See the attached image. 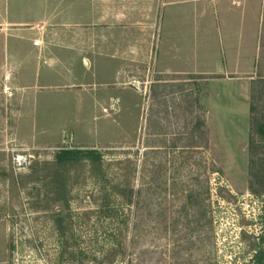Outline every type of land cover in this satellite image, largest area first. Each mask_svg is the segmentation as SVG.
Listing matches in <instances>:
<instances>
[{
    "label": "rangeland",
    "instance_id": "1",
    "mask_svg": "<svg viewBox=\"0 0 264 264\" xmlns=\"http://www.w3.org/2000/svg\"><path fill=\"white\" fill-rule=\"evenodd\" d=\"M126 33L132 34L130 38L133 35L141 38L144 49L152 30L134 29ZM10 35L9 41L39 38L36 31L28 29L10 31ZM27 50L31 49L26 46L23 52L19 50L22 58L28 55ZM1 54L0 62L4 59ZM34 58L30 57L32 62H27V71L22 67L20 74L32 71L37 64ZM98 78L103 83L111 81ZM22 81L28 83L32 79L24 76ZM8 84L11 87L13 82ZM8 84L0 79V92L6 93ZM209 87L206 91L211 94L203 96V101L213 115L210 122L213 147L208 142V149H204L208 139L195 141L200 149L193 153L199 160L207 161L209 170L214 166L221 174L212 171L208 174L214 233L211 245L197 249L195 261L250 264L254 253L249 249L252 242L249 237L260 234L259 218L264 205V200L248 192L251 85L233 81L215 82ZM109 97H117L121 103L112 108ZM30 98L32 102H25L18 113L15 102H7L5 95L0 96V264H98L95 258L103 260V264H128V259L134 264H159V261L173 264L166 261L168 255H164L165 242L160 234L151 229L157 217L149 224L140 225L142 241L137 251H133L135 255L123 261L117 251L126 235L125 215L128 214L121 190L128 186L144 189L149 179V173L142 172L143 158L148 152L145 141L159 147L163 146L159 142L178 137L171 134L157 137L152 135L156 128L148 129L156 107L145 84L128 80L125 90L74 91L59 94L54 100L44 94ZM168 120H164L167 125L173 124L172 119ZM183 121L180 119L184 132L181 140L185 142L190 137L187 132L190 133L196 121L187 126L188 122ZM209 129L205 125L206 138ZM172 130L173 126L167 128ZM58 146L98 148L103 154L102 166L88 161L58 166L53 158ZM17 154L23 156V166L16 162ZM153 156L163 157V154ZM204 178L205 175L201 177ZM172 192L169 189L167 197H155L154 202L173 204ZM104 205L112 207L115 213L100 214ZM64 206L69 211L61 214L65 229L61 234L53 213ZM64 243L69 244L70 254L62 257ZM140 249L147 250L145 256ZM80 253L84 254L85 261ZM70 255L74 258H68ZM149 258L152 260L148 261Z\"/></svg>",
    "mask_w": 264,
    "mask_h": 264
},
{
    "label": "crops",
    "instance_id": "2",
    "mask_svg": "<svg viewBox=\"0 0 264 264\" xmlns=\"http://www.w3.org/2000/svg\"><path fill=\"white\" fill-rule=\"evenodd\" d=\"M148 28L144 49L141 38L126 33ZM20 29L36 31L39 38L9 41L10 31ZM1 38L0 79L13 84L0 96L15 102L18 113L32 102L31 95L54 100L74 91L125 90L128 80H139L156 107L148 123V129L156 128L152 135H182L180 119L187 126L204 118L209 137L204 130L195 141L208 139L211 147L213 115L203 101L211 94L209 84L236 81L250 87L264 77V0H0ZM26 46L31 50L22 58ZM33 56L36 66L20 74ZM24 76L32 81L23 83ZM108 101L112 108L121 103L117 97ZM145 142L147 149L164 147Z\"/></svg>",
    "mask_w": 264,
    "mask_h": 264
},
{
    "label": "trees",
    "instance_id": "3",
    "mask_svg": "<svg viewBox=\"0 0 264 264\" xmlns=\"http://www.w3.org/2000/svg\"><path fill=\"white\" fill-rule=\"evenodd\" d=\"M193 79L203 78L193 77ZM249 123L248 192L252 197L264 200V77H258L251 83ZM204 130V118H199L190 130V137L187 141L183 142L182 135H178V137L172 138L170 143L164 141V147L161 149H147L148 152L144 155L142 166V172L149 173L147 185L144 189L128 186L121 190L125 199V207L128 209V214L125 215L127 219L125 220L126 235L123 242L120 241L117 247L123 261H126L129 256L135 255L133 251H137L141 244L140 225L149 224L155 219L154 217H157L158 221L151 229L156 230L160 234V239L165 242L163 252H165L164 255H168V259L166 256L163 258L167 259L166 261L173 264H198L195 261V254L199 251L197 249L202 247L204 249L211 245L214 220L208 174L210 171L221 174V171L214 166L209 170L206 160H199L194 156L195 136ZM57 148L53 158L58 166L85 161L97 167L102 166L103 154L98 148L93 146H74L73 148L58 146ZM204 149H208V141ZM159 154H163V157L153 156ZM203 175L205 178L201 179ZM186 180L188 182H185ZM169 189L173 191L171 194L175 199L172 201L173 204L169 205L164 201L159 204L157 201L154 202L155 197L159 198V196L165 195ZM158 191L161 192L158 193ZM165 196L167 197V195ZM229 197L232 198V196ZM175 203L178 204L175 205ZM67 211H69L68 206H64L58 213H53V219H56L55 223L61 234L65 230L61 214L68 213ZM114 213L115 210L108 205H104L100 209L102 215L112 216ZM259 224L260 234L249 237L252 240L249 249L254 253L250 264H264V205ZM68 250L69 244L64 243L62 257L70 254ZM139 251L143 256L147 253V250L140 249ZM80 257L85 261L83 253H80ZM68 258H74V255H70ZM151 260V258L148 259V261ZM94 261L103 264V260L95 258ZM127 262L134 264L131 259H128ZM158 263L162 264V261Z\"/></svg>",
    "mask_w": 264,
    "mask_h": 264
},
{
    "label": "built area",
    "instance_id": "4",
    "mask_svg": "<svg viewBox=\"0 0 264 264\" xmlns=\"http://www.w3.org/2000/svg\"><path fill=\"white\" fill-rule=\"evenodd\" d=\"M35 45H38V43H36ZM16 162L19 164V165H21V166H23V164L25 163L24 162V158H23V156H21V155H16Z\"/></svg>",
    "mask_w": 264,
    "mask_h": 264
}]
</instances>
